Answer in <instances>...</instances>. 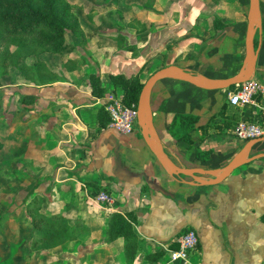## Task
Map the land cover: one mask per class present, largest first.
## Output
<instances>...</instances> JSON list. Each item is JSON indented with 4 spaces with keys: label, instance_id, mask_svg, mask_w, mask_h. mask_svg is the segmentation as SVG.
Listing matches in <instances>:
<instances>
[{
    "label": "crops",
    "instance_id": "obj_1",
    "mask_svg": "<svg viewBox=\"0 0 264 264\" xmlns=\"http://www.w3.org/2000/svg\"><path fill=\"white\" fill-rule=\"evenodd\" d=\"M260 9L262 26L253 77L264 81V0H260ZM238 13L239 21L228 33V39L220 28H213V24L212 28L207 27L203 19L194 28L189 29L186 22L172 28L167 33L173 36L172 45L168 42L166 49L161 50L168 51L167 55H155L154 61L158 67L173 63L213 77L235 73L244 57V33L240 31L244 19ZM145 15L148 13L142 10L143 21ZM204 29L210 35L214 30L220 33L205 41H180L187 30L193 36L206 37L203 35L207 34L202 35ZM117 43L104 38L92 40L90 46L98 49L84 48L87 57L68 56L74 59L69 67L64 55L40 54L50 67L60 69L62 75L54 80L39 82L26 78L14 67L18 72L12 85L5 88L3 81L0 83L2 110L10 113L2 116L0 112V152L5 157L11 155L15 189L29 191V198L40 197L42 212L61 213L73 229L71 239L46 248L38 256L29 254L34 257L27 264H261L264 155L241 164L213 184H191L185 181L192 179L190 176L177 178L168 174L139 129L122 133L107 127V116L102 113L108 95L113 93L109 74L129 76L139 72L143 81L150 74L140 69L144 55L159 50L146 42L138 54L130 55L126 49L116 50L120 46ZM8 72L9 69L1 75L2 80ZM91 72L100 76L104 87L101 96L93 94L87 82ZM229 89H206L174 78L154 83L150 93L153 123L174 162L203 169L223 166L248 140L234 134L238 120H259L264 126V115L256 105L229 103ZM257 98L264 101V94ZM176 112L198 115L190 141L175 139L169 132ZM197 148L210 149V156L197 158ZM261 152L264 140L254 143L250 150V154ZM90 186L106 188L113 200L90 201L85 189ZM29 198L20 200L25 212ZM113 211L135 216L133 226L138 244L130 260L125 256L122 236L107 238ZM187 226L196 230V248L186 259H171L170 249L178 246L177 238ZM151 253H155V258L148 257ZM37 258L41 260L36 262Z\"/></svg>",
    "mask_w": 264,
    "mask_h": 264
},
{
    "label": "rangeland",
    "instance_id": "obj_2",
    "mask_svg": "<svg viewBox=\"0 0 264 264\" xmlns=\"http://www.w3.org/2000/svg\"><path fill=\"white\" fill-rule=\"evenodd\" d=\"M66 1L68 2L71 16L68 18L70 26L65 30L66 33L62 50L60 52H53L51 50L41 49L42 51L39 52L38 55L32 53L27 57V60L31 62V65L34 64L36 58L41 59V62L45 63V60L40 57V54L42 55L46 53H48V56L49 54H59L61 56L64 55L63 57H72L82 54L84 57H87L88 55L84 53L86 52L85 50L95 51V49H98L96 46H90L92 40L95 41L104 38L111 42H118L117 45L120 46L116 47V50L123 51V49H126L129 51L130 55L138 54L142 49V43L146 44V42H149V46L153 44L154 49L158 47L159 50L151 51L150 54L152 56H148V53L144 55L146 59L140 69H142V72L145 71V73L148 74L158 68L159 65L154 61L153 57H155V55H161V57L167 55L168 51L162 53L161 50L164 51L166 49L165 44L168 42L172 45L173 36L171 33L170 35L167 34L169 31H172V28H176L185 22L190 24L189 29L191 27L194 28L195 23L200 19H203L206 22L207 27L212 28L213 24V28H220L221 31H223L221 33H225V38L228 39V33L234 30L235 25L237 26L239 21L238 12L240 11V17H243L244 19V24L240 26V31L243 35L246 21L245 15L248 5V0ZM142 10L148 13V15H145L144 21L140 16ZM195 14H197V19H194V16H196ZM242 14H244V16ZM76 22L77 26L73 28V25ZM218 33H220L218 30H214L210 35L209 33L207 34V30L204 29L202 35H207H203L206 37H200L195 34L193 36L191 33H188L187 30L183 32L184 39H181L180 41H205L213 36H217ZM225 38L224 40H226ZM153 39L158 42V45L155 44ZM130 44L132 47H126ZM170 45L167 46L170 47ZM40 48L42 47L36 46V49ZM3 49L4 46L0 48V51L2 52ZM149 51L150 50H148V52ZM16 54H14L15 57ZM9 57L13 59L12 56ZM66 62V66L69 67L74 64V59L68 57ZM50 69L52 70L51 73H53V75L55 74L57 77L62 75L61 71H59L60 69L57 70L52 67H50ZM15 72L18 71H16L14 66L11 65L9 67V72L3 76V80L1 77V83L2 81L4 83L3 87L8 88L12 85L16 79ZM91 74L94 73H89L87 77L89 85V76ZM108 82L110 88H112V92L114 94H120L119 92H115L116 89L111 85L109 76ZM3 106L4 103L0 102V112ZM9 107H12V105ZM3 113H5V116L10 114L7 110H2L1 115ZM15 188L16 185L14 184L12 177L11 155L5 157V154L0 152V264H20L22 260L27 264L29 258L34 257V255L29 256V254H37L38 256L46 251V248H33L29 246L31 244L29 238L30 218L24 211L22 203H20L22 198L26 199L29 191L18 192ZM15 214L16 216L14 217ZM20 235L21 238L19 239ZM14 246H16L15 250ZM40 258L44 259L45 257L41 255ZM38 260L41 259L37 258L35 261L37 262ZM261 264H263V262Z\"/></svg>",
    "mask_w": 264,
    "mask_h": 264
},
{
    "label": "trees",
    "instance_id": "obj_3",
    "mask_svg": "<svg viewBox=\"0 0 264 264\" xmlns=\"http://www.w3.org/2000/svg\"><path fill=\"white\" fill-rule=\"evenodd\" d=\"M70 16L71 12L66 0H0V48L4 46L2 52L0 51V83L1 75L11 65L26 78L39 82L56 79L57 76L51 73L52 70L46 62L45 64L41 62V59L36 58L34 64L31 65L27 57L32 53L38 55L42 50L60 52L63 47L65 30L70 26L68 21ZM76 26L77 22L74 23L73 28ZM36 46L42 48L36 49ZM89 77L92 93L98 96L103 95L104 87L100 83V76L94 73ZM109 78L111 85L116 89L115 92H119L125 102L136 103L143 82L139 72L129 76L119 72L110 73ZM234 86L235 84H232L229 88ZM102 114L107 116L105 119L108 121V112L105 110ZM197 120L198 115L195 113L176 112L170 122L169 132L175 139L190 141V132L196 126ZM210 153V149L197 148L196 157L206 159ZM90 187L98 190V187ZM28 198L29 193L26 199ZM40 200V197L33 195L25 207L32 223V247H55L71 239L73 229L65 217L61 213L42 212ZM261 218L264 221V213ZM134 220L135 216L131 212L113 211L107 228L108 239L111 240L118 236L124 238V253L128 260L134 257L138 244L133 226ZM154 255L155 253H151L148 257L153 258Z\"/></svg>",
    "mask_w": 264,
    "mask_h": 264
},
{
    "label": "water",
    "instance_id": "obj_4",
    "mask_svg": "<svg viewBox=\"0 0 264 264\" xmlns=\"http://www.w3.org/2000/svg\"><path fill=\"white\" fill-rule=\"evenodd\" d=\"M262 26L260 0H248L246 11V24L244 32V57L239 69L224 77H213L194 71L177 64H166L153 70L139 90L136 101L138 129L156 159L165 171L175 177L181 175L190 176L192 179L185 180L191 184H213L226 178L236 167L254 159L260 154H250L254 143L264 140V133L248 139L243 146L223 166L203 169L199 167H184L174 162L164 149L161 139L153 123L150 107V93L154 83L162 78H174L192 83L206 89L227 88L254 76L258 44ZM257 35V43H256Z\"/></svg>",
    "mask_w": 264,
    "mask_h": 264
},
{
    "label": "built area",
    "instance_id": "obj_5",
    "mask_svg": "<svg viewBox=\"0 0 264 264\" xmlns=\"http://www.w3.org/2000/svg\"><path fill=\"white\" fill-rule=\"evenodd\" d=\"M261 94H264V81L251 77L228 90V101L233 105L254 104L264 115V101L257 98V95ZM105 109L109 115L107 127L122 133H131L134 129H138L136 103H127L122 99L121 94L111 93L105 101ZM233 132L238 138L249 139L263 134L264 126L259 120L240 119L235 123ZM85 189L90 201L110 203L113 200L112 193L106 188L94 190L92 187H86ZM177 242L178 246L170 249V258L186 259L198 243L196 230L192 226H187L179 234Z\"/></svg>",
    "mask_w": 264,
    "mask_h": 264
},
{
    "label": "flooded vegetation",
    "instance_id": "obj_6",
    "mask_svg": "<svg viewBox=\"0 0 264 264\" xmlns=\"http://www.w3.org/2000/svg\"><path fill=\"white\" fill-rule=\"evenodd\" d=\"M257 36V35H256ZM256 43H257V37H256Z\"/></svg>",
    "mask_w": 264,
    "mask_h": 264
}]
</instances>
